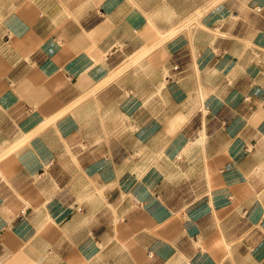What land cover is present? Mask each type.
Listing matches in <instances>:
<instances>
[{"label":"crops","instance_id":"obj_1","mask_svg":"<svg viewBox=\"0 0 264 264\" xmlns=\"http://www.w3.org/2000/svg\"><path fill=\"white\" fill-rule=\"evenodd\" d=\"M0 16V264H264V0Z\"/></svg>","mask_w":264,"mask_h":264},{"label":"rangeland","instance_id":"obj_2","mask_svg":"<svg viewBox=\"0 0 264 264\" xmlns=\"http://www.w3.org/2000/svg\"><path fill=\"white\" fill-rule=\"evenodd\" d=\"M1 18L2 17L0 16V28H1ZM0 34H1V32H0ZM164 38H166V37H164ZM150 50H153V49H150ZM125 64H126L125 69H128V68L132 67V65L136 64V62L134 59H130V58L128 59L127 58V62ZM164 76H169V72L167 70H165Z\"/></svg>","mask_w":264,"mask_h":264},{"label":"built area","instance_id":"obj_3","mask_svg":"<svg viewBox=\"0 0 264 264\" xmlns=\"http://www.w3.org/2000/svg\"><path fill=\"white\" fill-rule=\"evenodd\" d=\"M173 69H174V70H177V66H174Z\"/></svg>","mask_w":264,"mask_h":264}]
</instances>
